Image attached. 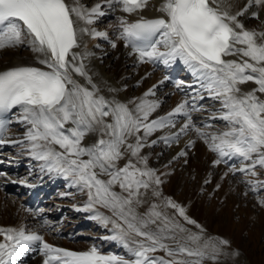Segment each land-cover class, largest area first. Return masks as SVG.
I'll list each match as a JSON object with an SVG mask.
<instances>
[{"label": "bare ground", "instance_id": "1", "mask_svg": "<svg viewBox=\"0 0 264 264\" xmlns=\"http://www.w3.org/2000/svg\"><path fill=\"white\" fill-rule=\"evenodd\" d=\"M64 1L71 12L77 36V45L66 61L59 55L58 40L48 21L33 3L32 9L39 26L38 35L24 23L13 21L0 36V52L6 55L0 59V75L21 68L43 69L61 76L67 86L63 101L55 109L49 111L43 105H22L15 110L11 120L0 155V185L10 189L7 194L0 191V199L3 203H10L11 197L18 204L4 206L0 203V228H3L0 230L3 232L0 233V238L3 239H0V264L10 254L19 258L12 264H141L142 261L137 260L138 255L135 256L132 251L140 248H126L131 247L123 244V239L127 241V238L113 229L109 230L108 217L102 219L99 213H93L94 208L88 202L92 205L95 202L100 203V198L94 196L96 201L88 199L81 203L85 197L82 190L86 185L82 181L77 184L75 180L72 181L79 171L83 170L85 173L87 168L92 172L91 177L98 181L94 192L99 195L106 187L109 189L107 182L103 184L102 177L108 176L114 181L117 180L116 173L120 166H124L121 158L128 157L129 164L132 160L139 164L140 159L147 157V162L151 164L155 174L161 173L166 182L170 180L169 184H173L172 191L174 190L175 195L180 191L193 197L197 191H193L189 184L195 178L185 180L186 175H191V166L183 165L189 162L196 151L194 148H203L200 142L205 140L213 144H205L207 152L211 149L214 152L215 149L224 150L223 153L216 154L217 156L209 152L214 158L212 166L218 172L228 174L233 181L235 178L245 180L242 183L234 182L239 186L248 183L252 186L251 194L257 197L258 192L264 189L258 186L259 182H252V178L257 176L255 170L264 164V0H210L220 15L230 22L232 28L230 45L223 53L221 62L212 61L197 50L196 41L189 36L182 22L181 0H141L136 5L128 4L127 0ZM160 18L169 22L170 26L162 30L157 43L147 55L154 66L161 64L167 72L155 73L153 65L134 54L127 43L129 31L135 22ZM105 22L108 24L99 26ZM187 24L191 26L190 21ZM101 39L110 40L112 47L116 46L115 53L123 60L115 66L114 71L110 65L104 69L100 57L92 50ZM21 47L25 51L20 50ZM13 48L16 50L11 52ZM112 56L116 57L113 54ZM115 59L118 60L117 57ZM175 66L186 69L180 80H189L170 86L167 77ZM242 67L246 68L244 73L240 71ZM132 72H139L142 77L140 81L135 78L130 87L126 81L128 77L129 81L132 80ZM141 83L146 86L144 93H138ZM75 93L82 98L81 103L74 101ZM168 101L171 103L165 106ZM60 122L68 125L70 130H62L59 127ZM136 132L146 136L144 142L138 140L140 135L134 137ZM220 133L223 135L222 144L217 143ZM228 137L232 140L226 142ZM99 138L105 142L100 148L95 147ZM26 139L35 141L41 148L40 151L30 144L26 147L27 152H23L18 144ZM234 142L241 147L238 155L230 149ZM168 146L173 151L171 161L162 159L161 153ZM83 163L86 168H76ZM195 167L192 174L196 175V180L201 184L204 178L201 175L210 173L209 168L202 163ZM22 169L27 170L30 179L38 176L37 180L29 184L18 180L17 174ZM47 186L55 190L53 199H59L58 214L70 208L79 220L72 222L67 217L61 222H52V226L57 224V228L47 233L45 230L51 229V225L47 228L43 222L37 220L36 225H41L37 228L33 226L36 231L32 232L36 233L33 234L34 239L26 237L27 233L22 238L25 242L16 240L12 245H4L6 233L23 231V234L27 231L25 217L21 216L25 212L19 207L27 196L19 199V194L26 190L31 191L30 197L33 191L36 194L41 193L42 189L47 190ZM17 187L19 189L13 196ZM5 195L9 196L7 201L4 200L7 197ZM67 196L71 199H66ZM74 196H78L77 206L66 202L75 201ZM179 198L183 199L181 203L186 204V197H180V194L175 197L176 200ZM231 215H225V219L217 217L214 233L222 237L226 244L238 243L246 252V258L240 257L243 254L234 257L233 252L227 255V251L222 249L215 258L217 264H264L262 249L254 246L255 241L260 239L261 232L257 228L264 230L260 226L263 215H260L261 219L257 223H253L248 217L238 231L218 225L227 223L229 226L230 222L226 218ZM200 218L205 222V216L200 214ZM91 222L109 232L98 237L101 242L96 240L95 248L100 249L101 252H97L99 254H78L80 252L71 249L74 243H65L62 246V239L57 237V232L62 234L65 231L71 240L75 229ZM208 232L213 234L209 230ZM52 233L54 237L50 235ZM245 234L249 236L248 241L243 236ZM47 235L52 237V244L46 241ZM37 236L44 238L41 240ZM35 240L41 242L35 245ZM17 241L21 242L20 246H17ZM33 244L35 246L30 247ZM93 244L92 247L95 246ZM252 244L254 247L250 250ZM112 246L117 247V253L123 250V254L129 255L131 250L134 257L127 261L120 259L122 253L119 258L109 257L110 254L106 251ZM89 248L93 249L91 246ZM149 258L152 255L143 263L153 264L151 262L154 260L149 262Z\"/></svg>", "mask_w": 264, "mask_h": 264}, {"label": "rangeland", "instance_id": "2", "mask_svg": "<svg viewBox=\"0 0 264 264\" xmlns=\"http://www.w3.org/2000/svg\"><path fill=\"white\" fill-rule=\"evenodd\" d=\"M250 20H252V18H250ZM107 24L108 23L105 22V24L102 23L99 26H104ZM19 49L25 51L24 47H21ZM14 50L16 49L13 48L11 52ZM92 50H94L96 55L100 57V63L104 67V69L107 65H110L111 70L114 71L115 66L123 62V60L119 59V55L115 53L116 46L112 47L110 40L107 39H101V41L98 40V44L96 46L94 45ZM103 51L105 53H103ZM112 54L118 58L117 61L115 59L116 57L114 58ZM0 57H1L0 59H3L6 57V55L0 52ZM157 72H161L160 68H155V73ZM131 74H133L131 75L132 80L129 81L130 77H128L126 81V83L130 85V87L132 82L135 80V78H138L140 81L142 77L141 75H139V72L137 73L132 72ZM218 81L221 83V80ZM145 88H146L145 84L141 83L138 88L139 89L138 93H144ZM173 100L174 99L172 98V101ZM74 101H76L77 103H81L82 98L80 96H77L75 93ZM170 103L171 102L168 101L165 104V106H168ZM141 120L142 119L140 118V123ZM142 126L143 124L141 123L140 127ZM135 135L136 136L134 137L136 138L140 135V139H138L139 141L141 142L145 141L146 136H144V134H138L136 132ZM222 138L223 135L222 133H220V136L217 137V143L221 142L222 144V140H223ZM230 139L232 140V138L228 137L226 142H228ZM30 144H33L37 148V150L40 151L41 148L38 147L35 141L30 139H26V141L21 142L20 144H18V146L20 145V149H22L23 152H27L25 151L26 147H28V145ZM200 144L203 146V148L201 147V149L198 150V148L195 146L196 148L194 149L196 151L190 157L189 162L183 165L184 167L188 166L189 164L191 166V170L189 172L191 173V175H186L185 180L190 181L189 179L190 177L195 178V180H193L194 178H192L193 181H190L189 184L190 187L193 189V191H197L196 195H194L193 197H191L190 194H186L185 192H180V191L175 195L174 190L172 191L173 184L172 185L169 184L170 180L166 182L164 180V176L161 173L155 174L154 170L151 168V164L147 162L148 161L147 157L140 159L139 164L133 163V160L129 164L130 158L128 157L121 158L120 161L124 162V166L122 167L120 166V169L118 170L117 173L114 172V175L115 173L117 174V180L114 181L112 177H108V176L102 177L103 184L107 182V186H109V189H107L106 186H105L106 190L103 189V187H100V189L103 190L99 193V195H95L94 192L95 191L94 189H96L94 187L98 186V181L95 178L91 177L92 172H90L84 166V163L83 165L82 164L77 165L76 168L80 170L83 167H85L86 172L84 173L83 170L79 171L78 175L75 176L73 180L72 179L71 180L72 181L75 180L76 184L81 183L82 181L83 184L86 185V187L82 190L84 192V195L83 194L81 195L85 197L83 198L84 201L81 200L82 201L81 203L87 201L88 199L96 201V198H94V196L98 197V199L100 198V203L95 202L92 205L91 202H88L89 206L94 208L92 209L93 213H99L102 216V219L108 217L109 223L107 225L109 226V230L113 229L118 234L120 233L122 237H125V239L127 238L126 239L127 241L123 239L124 242L123 244H125L126 246L131 245V247H126V248L131 249L134 248L135 246L137 248H140V250H136L135 248L132 251L134 254H136L135 256L138 255L137 260L142 261L141 264L147 261L149 255H152V258H149V262L154 260L153 262H151L153 264H217L216 262L217 259L215 258L217 254L219 255V251H221L222 249L225 252L227 251V255L228 253L233 252L232 254L234 257H239L240 255L243 254V256L240 257L242 259H245L246 255L244 254L246 252L239 247L238 243H232L230 245L226 244L222 237L217 236V233H214L213 229L217 228V217L220 219H225L224 216L230 213L232 215L226 218V221L230 222L229 226L226 225L227 223L223 225L218 223L219 226L230 227L231 231L232 229L238 231L241 225L243 224L244 220L248 219V217L253 223L259 222V220L261 219L260 216L261 214L263 215L264 218V189L260 190L258 192L259 193L258 196L255 197L254 195L251 194L250 190L252 186L249 185L248 183H243L241 186H239L238 183L235 184L234 181L242 183L245 180L240 181L239 178H235L233 181L228 176V174L226 175L221 172H218L217 168H214L211 164L214 160L212 155L221 154L223 153L224 150L221 151L220 149H215L214 152V150L211 149L212 151L210 150L207 152L205 149L206 145L208 146L213 144H209L205 140H202ZM237 148L241 149L240 145L235 142V146L232 149H237ZM151 149H157V148H151ZM152 151L153 150H151V152ZM236 151L238 152L239 150ZM209 152H211L212 155ZM30 153L31 152H29V154ZM172 153H173L172 148L170 146L166 147L165 151H162L161 153L162 159L171 161ZM125 163H127V166L125 165ZM201 163L209 168L210 173L201 175V177L204 178L202 179V183L200 184V182L196 180V175L192 174V172L194 169H196L195 166ZM92 165L93 163L91 164V166ZM24 170L23 171L21 170L17 174L18 180L27 183L35 181L37 176L33 177V179H30V175L26 172L27 170L26 171ZM255 172L257 173V176L255 178H252L253 184H257L259 182L258 186H261L260 188L264 187V164L261 165L259 168H257ZM121 174L123 177L121 176ZM253 187L256 188V186ZM0 191H4V193L7 194L4 185L2 186L0 185ZM179 194L180 197L181 196H184V198L186 197L187 205L185 204V202L181 203L183 199L182 200L181 198H179L178 200L175 199V197H177ZM6 196L7 195H5V197ZM13 196H15V193L13 194ZM68 196L66 197V199H71V197ZM8 197L9 196L4 198V200L7 201ZM77 197L74 196L75 201H71V200L68 201L66 199L65 200L66 202H71V204L77 206L78 204ZM9 200L10 203L8 202L3 203L2 200L0 199V203H2V205L4 206L15 204L14 203L15 200H13L11 197H9ZM57 202L59 203L58 199L56 198L53 201V204L46 206L45 207L46 212L50 211V213H53L55 210H57V206H56ZM179 202L181 204H178ZM16 204H18V202H16ZM65 212L74 214L72 213L70 208H67ZM147 212H148V216H147ZM26 214L27 213L25 212V215ZM71 214L69 215L73 217V215ZM196 214L198 215L196 216ZM200 214H202V216H205V222L202 220L203 218H200ZM25 215H21V216L25 217L24 221L25 224L27 225V231L25 230L26 228L24 226L23 230L25 231L23 234H22L23 231H21L20 234H22V236L23 235L26 236L28 233L26 237L28 236L33 237V234H36V233H32V232H36L33 229L35 226L36 227L38 226L34 223V221L30 220L32 219L30 217L31 215L27 214L26 215L27 217ZM34 215L37 216L39 214L38 212H36V214ZM42 219H43L42 222H44L47 228H49V226L51 225V229L45 230L46 233L48 232V230L51 231L56 230L55 226H52V221L50 218L47 219L46 216H43ZM73 220H75V222L78 221L76 220V218H71V221ZM263 221L264 219L260 220V226L262 225L261 227L264 228ZM202 222H204V224H202ZM93 223L94 222H91V224L86 226L83 225L85 227H83L82 229H78L76 232H74L73 233L74 237L71 240L68 239V236L66 234H62L60 235V237L59 235H57V237L62 239V246H64L65 243L66 244L74 243L72 244L71 249L80 252L78 254L83 255L85 253H90L94 255L100 251V249H96L97 248L96 242L97 241L101 242V239H99L98 237H102L103 233L105 235L108 231L102 230V228L98 224H93ZM233 223H235V225H233ZM0 230H3V228H0ZM14 230L18 231L17 229ZM208 230L213 232V234L209 233ZM257 231L261 232L259 235L260 242L255 241L254 246H259V248L262 249V252L264 254V246L262 245L264 244V239H263L264 230L258 227ZM0 233L3 234V232ZM30 234H32V236H30ZM42 234L43 232L40 233V235ZM15 235L17 236L18 233H14V234L6 233L7 241L5 240L4 245L12 244V238L13 240L17 239ZM50 235H52L53 237L55 236L53 233ZM50 235L46 236V241L52 244L53 241ZM228 235L233 236V234H229V233ZM243 236L248 241L249 238L248 234H245ZM37 237H39L41 240L44 238L43 236H37ZM225 238L227 239V237ZM115 239H117V237H115ZM1 240L3 241V239ZM66 240L68 241L64 242ZM117 241L121 243L120 239H117ZM78 243H85V244L90 243V245L85 246V245H79ZM91 244L95 246L92 247ZM253 244L250 246V250L252 247H254ZM90 246L91 248L96 249L98 251L90 249L89 248ZM116 248H117L116 246H112L108 251H106L107 253L109 252L110 254L109 257L111 256H113L114 258L120 257V259L122 258V260L124 259L126 261L129 258L134 257L131 250L129 252L130 253L129 255L127 253L123 254V250L118 251L119 253L118 254L115 250ZM113 250H115V252H113ZM116 254L117 256H115Z\"/></svg>", "mask_w": 264, "mask_h": 264}, {"label": "water", "instance_id": "3", "mask_svg": "<svg viewBox=\"0 0 264 264\" xmlns=\"http://www.w3.org/2000/svg\"><path fill=\"white\" fill-rule=\"evenodd\" d=\"M244 70V69H243ZM96 145L97 146H102L103 145V140L99 139L97 142H96Z\"/></svg>", "mask_w": 264, "mask_h": 264}]
</instances>
